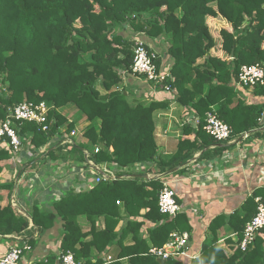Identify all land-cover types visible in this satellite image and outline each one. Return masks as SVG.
I'll return each mask as SVG.
<instances>
[{"label": "trees", "instance_id": "1", "mask_svg": "<svg viewBox=\"0 0 264 264\" xmlns=\"http://www.w3.org/2000/svg\"><path fill=\"white\" fill-rule=\"evenodd\" d=\"M208 18L227 25L219 31L218 49L226 59L210 54L214 41ZM129 30L147 39L168 37L169 79L157 86L171 91L177 105L197 115L195 139L179 141L169 160L157 157L154 119L169 101L132 106L124 90H119L123 77L131 74L134 40ZM199 59L203 61L197 64ZM249 65L264 66V0H0V123L21 103L45 102L48 132L31 123L22 124L19 131L39 148L59 136V128L67 134L73 130V124L57 112L72 103L89 121L83 133L87 144L72 148L100 145L96 153L91 151V161L112 165L117 173L110 182L53 202L50 210L33 206L24 213L0 204V239L25 234L22 241L32 248L34 233L44 234L59 221L60 255L70 252L77 263L102 264L115 248L108 264H161L148 254L149 248L164 247L173 233L190 232L191 226L182 211L173 218L159 212V192L163 181L182 172L202 149L197 139L205 145L217 144L203 130L206 113L216 107L217 117L229 126L235 142L244 134L264 140L260 125L264 105L232 102L237 94L231 84L240 68ZM97 82L105 94L99 92ZM253 93L264 95V85ZM11 156L8 148L0 146V174ZM149 164L165 178L139 177L146 171L136 169ZM12 187L0 184V192L10 193ZM257 197L264 201V188L254 191L239 211L209 223L206 232L211 238L204 240L198 257L187 263L171 258L164 264H264L260 237L246 252L235 245L230 256L218 245L219 230L242 238L245 225L256 214ZM80 216L89 222L88 232L79 227ZM97 219L103 223L100 230L95 228ZM147 222L151 227L143 239ZM129 237L131 244L125 245ZM92 251L97 253L94 258ZM45 264L56 263L51 259Z\"/></svg>", "mask_w": 264, "mask_h": 264}, {"label": "crops", "instance_id": "2", "mask_svg": "<svg viewBox=\"0 0 264 264\" xmlns=\"http://www.w3.org/2000/svg\"><path fill=\"white\" fill-rule=\"evenodd\" d=\"M207 25L214 41V48L211 49L210 54L224 59V53L218 50L221 42L219 31L227 29V25L215 18H208ZM127 33L131 34L133 40L143 38L147 45L159 55L160 69L169 73L172 61L165 55L168 47L167 36L147 39L130 30ZM202 61L199 59L197 64ZM231 86L237 94L232 102L239 99L246 104L264 105V95H255L252 90L237 88L235 81ZM120 89L124 90L125 95H128L127 101L132 106L137 104L148 106L156 101H169L166 109L154 113L155 140L159 159H171L177 151L179 141L195 139L197 115L192 114L188 108L177 105L171 91L148 83L145 79L132 74L123 77ZM98 90L101 94H105L102 86ZM206 92L207 86L205 87ZM212 109L215 110L216 107H212ZM57 112L66 118L68 123L73 124V130L67 134L64 127L59 128L60 135L44 145L42 144L39 148L34 147L30 137H25V135L22 137V151L3 163L4 170L0 174V184H12L13 187L10 193L6 190L0 192L1 206L12 204L17 210L24 213L33 206H36L40 211L50 210L53 202L69 194L87 192L96 185L95 179L101 175L91 167L93 161L90 159L91 151L95 146H91L89 150L68 149L59 144L60 138L63 136L76 146L87 144L83 133L89 121L76 111L72 103L59 108ZM186 128L191 132L186 133ZM197 140L201 146L203 145L202 149L193 154L192 159L186 163L182 172L172 174L179 170L177 168L172 173L170 172L172 175L168 179L181 211L185 213L191 226L190 240L186 249L187 256L182 258L185 263L198 257L204 240L211 238L206 230L215 217L220 215L228 217L239 211L245 200L254 191L264 188L263 139L247 137L238 142L232 139L225 143H209V145H205L200 139ZM55 145L59 146L56 150H51L50 147ZM51 151L53 153L49 154ZM95 165L97 170L110 171L117 176L114 166ZM197 167L202 168L203 171H198ZM136 170L138 173L146 171L143 176H147V179L165 178V175L158 174L151 164L138 167ZM209 170H212L214 175L206 177L205 174ZM217 171L223 172L217 174ZM77 221L82 232L89 231L90 224L84 216H80ZM120 226L121 223L118 228ZM150 227L151 224L148 222L144 225L141 231L143 239L148 238L147 230ZM95 228L97 230L103 228L101 220H95ZM61 230L60 222L56 221L54 226L44 234L36 235L34 233L35 245L24 254L22 263L45 264L52 259L58 264ZM232 235L233 233H227L224 229L218 231V245L227 256L232 255V248L236 245ZM13 237H17L21 241L25 239V234L0 239V257L11 246L20 243ZM259 237L264 241L263 233ZM228 238L231 240L230 243L226 242ZM129 244H131L130 237L125 242V245ZM115 251L116 249L112 248L106 257L104 256L105 260L108 258L112 260ZM91 254L93 258L97 256L95 251H92Z\"/></svg>", "mask_w": 264, "mask_h": 264}, {"label": "built area", "instance_id": "3", "mask_svg": "<svg viewBox=\"0 0 264 264\" xmlns=\"http://www.w3.org/2000/svg\"><path fill=\"white\" fill-rule=\"evenodd\" d=\"M132 52L133 60L131 65V74L133 76H142L148 82L156 86H161L166 79H169V73H165L160 69L159 55L151 49L143 39H134ZM235 85L237 88L249 89L252 91L257 87L263 86L264 66H243L239 70ZM47 115L48 106L45 102H40L38 104L21 103L15 106L5 121L0 123V146L8 148L12 156L20 153L23 146V139L19 135L20 126L24 123H31L39 126L41 131L48 132L50 126L47 124ZM203 130L216 143H225L231 140V129L217 117L214 110L206 113ZM247 137V134H244L242 139H246ZM59 144L68 149H71L74 146L73 142L64 136L60 138ZM98 149V147L95 148V153ZM91 167H93L95 171L101 175L95 179L96 184L100 182H110L116 177L110 171L103 169L97 170L94 163H91ZM197 170L201 171L202 168L197 167ZM221 172L219 173V171H217V174H221ZM205 175L206 177H210L214 175V172L209 170ZM255 203L256 214L245 225L242 238L239 240L236 234L232 235L235 244L242 252L248 251L253 246L256 238L259 237L264 230V201L260 197H257L255 198ZM158 208L161 214L167 215L171 218L181 212V207L176 200L175 192L171 188L168 180H164L162 183V189L160 190L158 196ZM13 239L15 241L19 240L17 237H13ZM189 240V232L173 233L172 240L169 243L161 248H149L148 254L165 261L171 258L186 257V249ZM18 242H21V245L16 244L11 246L8 251L0 257V264H23V256L25 253L30 251V247L22 240H19ZM109 262L110 259L108 258L102 264H108ZM58 264L80 263L75 261L72 253L67 252L66 254L59 256Z\"/></svg>", "mask_w": 264, "mask_h": 264}, {"label": "water", "instance_id": "4", "mask_svg": "<svg viewBox=\"0 0 264 264\" xmlns=\"http://www.w3.org/2000/svg\"><path fill=\"white\" fill-rule=\"evenodd\" d=\"M260 125L262 126V125H264V112H263V114H262V118H261V121H260ZM173 172V171H172ZM171 172V173H172ZM170 173V174H171ZM170 174H168V175H170ZM139 177H142V178H145V179H147L148 177L147 176H139ZM157 261L159 262V263H161V264H164L165 263V260H162V259H157Z\"/></svg>", "mask_w": 264, "mask_h": 264}, {"label": "rangeland", "instance_id": "5", "mask_svg": "<svg viewBox=\"0 0 264 264\" xmlns=\"http://www.w3.org/2000/svg\"><path fill=\"white\" fill-rule=\"evenodd\" d=\"M224 59H226V57H224ZM96 86L98 87V89H100V88H101V85H100V83L96 84ZM96 147L100 148V145H97V146H95V148H96ZM95 148L93 149V151L95 150Z\"/></svg>", "mask_w": 264, "mask_h": 264}]
</instances>
